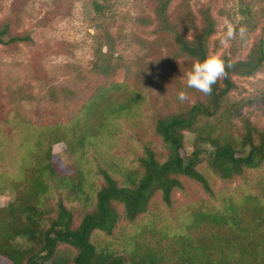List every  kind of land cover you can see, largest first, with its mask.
<instances>
[{
	"label": "rangeland",
	"instance_id": "obj_1",
	"mask_svg": "<svg viewBox=\"0 0 264 264\" xmlns=\"http://www.w3.org/2000/svg\"><path fill=\"white\" fill-rule=\"evenodd\" d=\"M94 1L0 0V25L9 22L14 34L30 35L26 41L0 43L2 206L14 198L17 180L23 176L21 166L32 158L25 153L35 145L42 129L53 124L70 125L102 86L125 81L141 94L139 103L129 114L114 119L107 139L97 150L74 153L67 141L52 145L59 169L73 174L81 166L92 185L85 189L92 194L104 184L101 170L121 180V170L138 167L146 143L164 159L168 150L155 132L156 120L208 98L187 88L184 74L197 59L182 54L176 33L162 26L157 16L158 0H98L105 4L103 11L96 9ZM206 14L215 23L208 41L210 55L246 60L264 38V0H171L168 9L170 22L189 40L204 26ZM229 26L234 37L224 43ZM241 28L246 30L243 38ZM101 52L114 66L109 74L95 67ZM233 78L236 87L212 121L240 140L246 120L264 130V66L251 76ZM181 90L188 97L183 102L178 99ZM185 144L189 154L195 150L194 132L185 131ZM200 168L209 178L213 193L199 181L182 175L183 186L174 191L170 206L157 193L141 217L134 221L121 218L111 235L96 234L99 247L122 252L139 244L140 249L164 253L171 260L176 250L182 251L180 233L185 232L196 211H221L254 195L264 217V163L231 179L215 174L206 157ZM63 191L50 188L53 205L59 197L56 193ZM68 191L71 195V189ZM66 198L78 223L84 204L75 197ZM119 208L123 210L122 205ZM262 226L264 233V220ZM0 264L7 262L0 259Z\"/></svg>",
	"mask_w": 264,
	"mask_h": 264
},
{
	"label": "trees",
	"instance_id": "obj_2",
	"mask_svg": "<svg viewBox=\"0 0 264 264\" xmlns=\"http://www.w3.org/2000/svg\"><path fill=\"white\" fill-rule=\"evenodd\" d=\"M170 3L171 0H158L157 16L162 26L176 33L182 54L203 60L210 55L208 41L215 31L214 20L206 14L204 26L189 40L170 22ZM94 5L98 11L105 8L98 0ZM29 39V34H14L9 22L0 25L1 44ZM222 59L227 74L213 85L206 101L199 100L156 120L155 132L168 150L166 157L162 159L146 143L144 154L138 157V167L121 170V180L101 170L104 184L96 187L93 194L85 189L92 185L81 166L73 174L59 169L52 145L67 141L74 153H83L87 148L97 150L107 139L114 119L129 114L138 105L141 94L125 81L102 86L70 125L45 126L35 145L25 153L32 158L21 166L23 176L17 180L14 198L0 204V259L7 264H264V233L260 228L264 217L254 195L221 211L194 212L185 232L180 233L183 249L177 248L171 260L164 253L140 249L139 244L136 249L119 252L102 249L95 240L96 234H113L121 218L134 221L148 212L157 193L170 206L174 191L183 186L182 175L199 181L207 192L213 193L209 178L200 168L204 157L211 170L223 179L264 163L263 129L246 120L245 132L236 140L212 121L236 87L233 75L251 76L263 68L264 38L246 60L235 61L228 56ZM95 67L103 74L114 68L102 52L96 56ZM185 131L195 133L196 148L190 154ZM50 188L64 189L56 193V205L51 203ZM71 196L84 204L85 211L78 223L74 208L65 202V197Z\"/></svg>",
	"mask_w": 264,
	"mask_h": 264
},
{
	"label": "clouds",
	"instance_id": "obj_3",
	"mask_svg": "<svg viewBox=\"0 0 264 264\" xmlns=\"http://www.w3.org/2000/svg\"><path fill=\"white\" fill-rule=\"evenodd\" d=\"M245 29H240V37L243 38ZM234 37V30L229 26L224 43ZM226 63L217 55L206 56L203 60H197L192 64L190 70L184 75L186 78L187 88L195 89L205 95H210L213 85L216 84L218 79L226 76ZM187 93L184 90L178 92V99L180 101L186 100Z\"/></svg>",
	"mask_w": 264,
	"mask_h": 264
}]
</instances>
